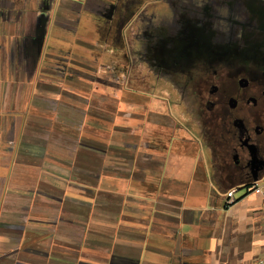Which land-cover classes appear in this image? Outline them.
Listing matches in <instances>:
<instances>
[{"label":"crops","instance_id":"obj_1","mask_svg":"<svg viewBox=\"0 0 264 264\" xmlns=\"http://www.w3.org/2000/svg\"><path fill=\"white\" fill-rule=\"evenodd\" d=\"M130 4L0 0V264L264 257V196L236 185L227 204L233 186L208 182L200 159H170L169 115L129 107L139 86L119 46ZM110 50L113 68L93 65ZM80 54L93 63L76 64Z\"/></svg>","mask_w":264,"mask_h":264},{"label":"rangeland","instance_id":"obj_2","mask_svg":"<svg viewBox=\"0 0 264 264\" xmlns=\"http://www.w3.org/2000/svg\"><path fill=\"white\" fill-rule=\"evenodd\" d=\"M262 1L131 0L127 14L119 46L123 55L119 57L121 65L128 70L127 79L132 78L139 86L136 92L129 89L128 96H135L138 101L128 105L141 113L151 109L169 115L175 122L172 143L167 140L169 130L161 129L157 144H169L174 164L185 160L190 165L200 159L207 167L202 175L212 184L216 183L217 173L211 162V146L203 135L204 125L196 112L192 86L186 81L187 76L181 80L180 76L187 66L194 71L201 69L196 60L201 52L214 54L234 46L248 48L251 44V5H260ZM116 58L111 50L98 56L94 63L81 54L74 57L80 66L83 62L93 65L102 62L112 68ZM114 71L111 69L108 79L115 77ZM106 91L112 97L123 96V92L112 85Z\"/></svg>","mask_w":264,"mask_h":264},{"label":"flooded vegetation","instance_id":"obj_3","mask_svg":"<svg viewBox=\"0 0 264 264\" xmlns=\"http://www.w3.org/2000/svg\"><path fill=\"white\" fill-rule=\"evenodd\" d=\"M259 3L251 5L248 48L200 51L196 60L201 69L187 66L180 76H187L192 86L211 162L222 184L242 186L254 174L264 173V1Z\"/></svg>","mask_w":264,"mask_h":264},{"label":"built area","instance_id":"obj_4","mask_svg":"<svg viewBox=\"0 0 264 264\" xmlns=\"http://www.w3.org/2000/svg\"><path fill=\"white\" fill-rule=\"evenodd\" d=\"M264 176V175H263ZM262 177H259L256 180L251 179L246 184L242 185V188L245 190L246 193L254 192L257 194H261L264 196V183L259 182V179ZM237 186H233L230 189L226 191V203H232L235 200V197L233 193L237 190ZM256 264H264V257H261Z\"/></svg>","mask_w":264,"mask_h":264},{"label":"water","instance_id":"obj_5","mask_svg":"<svg viewBox=\"0 0 264 264\" xmlns=\"http://www.w3.org/2000/svg\"><path fill=\"white\" fill-rule=\"evenodd\" d=\"M259 178V175L258 174H254L253 176H252V179L253 180H256V179H258Z\"/></svg>","mask_w":264,"mask_h":264}]
</instances>
